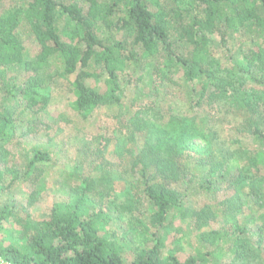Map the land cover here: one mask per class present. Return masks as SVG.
Masks as SVG:
<instances>
[{"label":"rangeland","instance_id":"1","mask_svg":"<svg viewBox=\"0 0 264 264\" xmlns=\"http://www.w3.org/2000/svg\"><path fill=\"white\" fill-rule=\"evenodd\" d=\"M58 1L78 3L85 11L90 5L88 0ZM147 2L153 10L170 12L174 27L188 24L183 17L187 0ZM244 2L236 0V4ZM25 4V0H3L0 17ZM108 4L109 0H97L102 12ZM100 24V33L107 39L132 45L125 30L112 32L105 22ZM206 32L213 58L225 60L234 51V40L227 43V51L217 32ZM16 34L17 46L2 48L0 57L21 53L36 61L40 45L30 24L23 22ZM234 35L236 38L238 33ZM186 49L189 53L192 47ZM160 63L150 68L147 77L142 68L123 70L125 94L119 105L93 108L85 118L71 106V78L59 76L56 63L51 62L44 74L43 87L50 101L39 110L25 106L16 93V85L33 72L20 74L18 66L0 67V106L10 109L16 119L9 138L0 144V169L5 172L0 205L12 210L0 238L7 243L20 240L25 226L33 228L50 216L56 202L70 198L67 190L81 189L85 180H91L96 210L101 209L109 220L105 231L123 246L124 257L131 258L137 248L153 245L157 207L144 191L145 178L139 171L129 170L132 151L148 141L158 142L155 131L159 128L138 131L133 115L140 111V119L158 126L173 113L188 114L210 134L207 139H196L200 151L189 149L180 155L176 176L167 181L181 198L163 230V256H193L200 264H264V148L255 143L245 118L224 100L209 104L204 99L190 112L184 75L179 70L162 72ZM161 146L171 151L168 141ZM34 149L50 151L51 161L30 165ZM150 175L153 181H165L154 171Z\"/></svg>","mask_w":264,"mask_h":264},{"label":"trees","instance_id":"2","mask_svg":"<svg viewBox=\"0 0 264 264\" xmlns=\"http://www.w3.org/2000/svg\"><path fill=\"white\" fill-rule=\"evenodd\" d=\"M25 1L24 7L8 10L0 17V50L17 46L16 29L23 22L30 24L40 45L34 62L21 53L0 57V67L18 66L20 74L33 72L16 85L25 106L39 110L49 104L43 86L51 62L57 64L59 76L71 78V106L83 118L93 108L119 105L125 94L123 70L142 68L147 77L150 68L161 62L162 72L179 70L184 75L190 112L204 99L209 104L224 100L245 118L255 143L264 148V0H245L243 4H236V0H187L183 17L188 24L175 27L170 12L153 10L147 0H109L103 12L97 8V0H88L87 11L78 3ZM100 21L112 32L125 30L132 45L101 35ZM208 30L217 32L222 46L234 40V51L225 60L213 58ZM186 46L192 47L189 53ZM249 86L254 88L248 90ZM140 115V111L133 115L135 129L145 132L149 127L159 128L155 131L158 142L148 141L132 151L129 170L139 171L145 178L144 191L157 207L153 245L137 248L131 258L124 257L123 246L105 231L109 220L101 209L96 210L91 196L94 184L85 180L83 188L67 190L70 198L56 202L47 219L33 228L25 226L20 240L7 243L0 238V257L13 264H200L193 256L164 257L161 245L168 216L181 198L167 181L176 176L180 155L189 149L200 151L196 139H207L210 133L206 134L188 114L173 113L158 126L140 119ZM15 123L13 112L0 106V144L9 138ZM165 141L171 144L170 152L161 146ZM33 152L30 165L51 161L50 151ZM151 171L165 181H153ZM4 180L5 172L0 169V198L5 191ZM11 215V208L1 204L0 232Z\"/></svg>","mask_w":264,"mask_h":264},{"label":"built area","instance_id":"3","mask_svg":"<svg viewBox=\"0 0 264 264\" xmlns=\"http://www.w3.org/2000/svg\"><path fill=\"white\" fill-rule=\"evenodd\" d=\"M0 264H13L12 262L0 257Z\"/></svg>","mask_w":264,"mask_h":264}]
</instances>
